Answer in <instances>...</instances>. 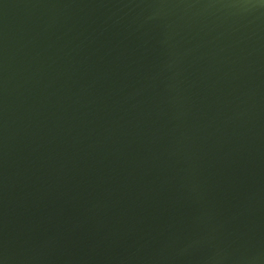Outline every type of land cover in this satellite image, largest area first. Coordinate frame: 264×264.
Returning a JSON list of instances; mask_svg holds the SVG:
<instances>
[{"label": "water", "instance_id": "obj_1", "mask_svg": "<svg viewBox=\"0 0 264 264\" xmlns=\"http://www.w3.org/2000/svg\"><path fill=\"white\" fill-rule=\"evenodd\" d=\"M0 264H264V0H0Z\"/></svg>", "mask_w": 264, "mask_h": 264}]
</instances>
